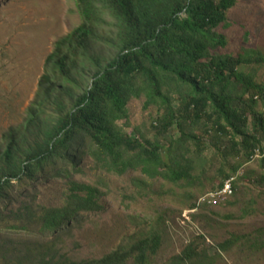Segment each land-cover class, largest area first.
I'll return each instance as SVG.
<instances>
[{
    "label": "trees",
    "instance_id": "16d2710c",
    "mask_svg": "<svg viewBox=\"0 0 264 264\" xmlns=\"http://www.w3.org/2000/svg\"><path fill=\"white\" fill-rule=\"evenodd\" d=\"M236 3L76 0L79 26L49 57L36 102L27 113V126L6 136L7 144L0 152V199H5L14 183L33 180L50 159L64 158L80 133L89 136L95 161L118 175L133 170L149 180L191 185L196 180L194 156L209 150L228 169L219 170L220 188L257 152L264 165V83L246 71L262 66L264 55L253 50L236 56L222 54L218 48L224 39L213 32ZM106 14L115 21L113 41L99 34L107 24ZM95 41L109 43L118 51L103 67L93 55ZM82 58L97 69L91 85L76 93L67 83L80 87L77 75ZM140 97L145 108H156L150 128L163 144L138 130L135 136L124 133L117 124L127 119L130 99ZM46 107H52L53 117H45ZM197 124L200 130L193 131ZM232 160L237 161L231 164ZM134 184L140 195L148 182L135 180ZM100 197L94 186L68 182L60 206L42 209L37 217L26 214L28 223L22 219L20 228H9L27 233L37 229L40 238H20L17 244L1 240L0 264H27L32 259L34 264H151L162 241L161 230L154 226L131 246L99 258L77 262L64 251L67 236L57 235L80 213L99 212ZM31 226L37 227L31 230ZM226 247L218 246L222 252ZM199 258L194 240L168 264H196Z\"/></svg>",
    "mask_w": 264,
    "mask_h": 264
},
{
    "label": "rangeland",
    "instance_id": "374dc122",
    "mask_svg": "<svg viewBox=\"0 0 264 264\" xmlns=\"http://www.w3.org/2000/svg\"><path fill=\"white\" fill-rule=\"evenodd\" d=\"M105 20L107 24L99 34L113 41L117 35L115 21L108 14ZM79 24L76 0H0V152L7 144L6 136L27 126V113L36 102L49 57ZM213 32L224 39L218 48L222 54L236 56L242 50H253L264 55V0H237ZM117 53L109 43H94L93 55L102 67ZM78 66L82 70L77 75L80 87L67 83L76 93L91 85V75L97 69L84 58ZM246 71L264 83V64ZM258 107L262 110V103ZM44 110L46 118L53 117L52 107ZM156 116L154 106L144 107L143 97L132 98L127 119L117 124L124 133L135 136L138 130L163 144L150 128ZM200 128L197 124L192 130ZM171 132L178 136L175 130ZM92 149L89 136L80 133L64 158L50 159L33 180L16 182L7 189L5 199H0V241L11 239L17 244L20 238H40L37 226L30 227L36 233L9 228H20L22 219L28 223L26 214L37 217L42 209L60 206L68 182L77 181L98 188L102 208L80 213L57 235L67 236L64 251L77 262L127 248L154 226L161 230L162 241L151 264H168L194 240L200 252L196 264H264V165L258 152L232 175L236 177L233 196L194 210L192 206L201 197L219 188V170H228L212 151L194 156L192 174L196 180L186 185L185 181L172 184L163 179L149 180L139 171L129 170L123 175L109 172L91 156ZM135 180L148 182L140 195ZM72 229L77 230L68 236ZM221 244H227L225 252L219 250ZM34 263L32 259L27 264Z\"/></svg>",
    "mask_w": 264,
    "mask_h": 264
},
{
    "label": "built area",
    "instance_id": "2783aa9c",
    "mask_svg": "<svg viewBox=\"0 0 264 264\" xmlns=\"http://www.w3.org/2000/svg\"><path fill=\"white\" fill-rule=\"evenodd\" d=\"M235 180L236 177L231 176L223 182V185L220 188L214 189L205 194L198 200L194 210H197V208L203 205H213L215 203H218V201H222L233 196Z\"/></svg>",
    "mask_w": 264,
    "mask_h": 264
}]
</instances>
